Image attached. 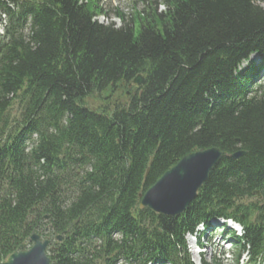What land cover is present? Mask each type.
Listing matches in <instances>:
<instances>
[{
    "label": "trees",
    "instance_id": "trees-1",
    "mask_svg": "<svg viewBox=\"0 0 264 264\" xmlns=\"http://www.w3.org/2000/svg\"><path fill=\"white\" fill-rule=\"evenodd\" d=\"M115 15L120 27L99 23L102 0H0V264L34 234L53 241L51 264H193L186 235L221 218L243 227L236 259L260 256L264 7L154 0ZM208 149L221 161L184 214L139 208Z\"/></svg>",
    "mask_w": 264,
    "mask_h": 264
},
{
    "label": "water",
    "instance_id": "water-1",
    "mask_svg": "<svg viewBox=\"0 0 264 264\" xmlns=\"http://www.w3.org/2000/svg\"><path fill=\"white\" fill-rule=\"evenodd\" d=\"M134 84H143L142 77L138 76ZM242 155L244 153L232 157L239 159ZM221 158L222 153L217 149L198 151L186 156L145 193L140 207L167 217L180 216L196 199L199 189L208 180ZM30 241L34 243L33 248L26 250L25 245L20 246L2 264H50L46 256L49 242L41 241L37 235L32 236Z\"/></svg>",
    "mask_w": 264,
    "mask_h": 264
},
{
    "label": "rangeland",
    "instance_id": "rangeland-1",
    "mask_svg": "<svg viewBox=\"0 0 264 264\" xmlns=\"http://www.w3.org/2000/svg\"><path fill=\"white\" fill-rule=\"evenodd\" d=\"M153 2L154 0H102V5L105 11L108 12V17H100L98 19L99 23L101 24H110L114 23L116 27H120L122 24L119 19L116 18V10L123 13L124 15L131 16L132 14L136 12H141L146 9L148 2ZM257 4L264 7V0H256ZM159 12H162L165 10V8L162 5H158ZM254 61L258 62L257 57L253 58ZM246 66V64L244 65ZM263 78V79H262ZM258 83H262L264 85V77H261ZM121 95V98L123 99L124 93L119 92ZM116 98V97H115ZM95 105H99V102L94 100ZM208 243V242H207ZM187 244L190 250V255L192 260L196 264H201L204 260L205 262L211 261L214 257V252L211 253L210 250L215 249V247H208L207 250H204V254L202 256H198L195 254L194 251V242L192 240H187Z\"/></svg>",
    "mask_w": 264,
    "mask_h": 264
},
{
    "label": "bare ground",
    "instance_id": "bare-ground-1",
    "mask_svg": "<svg viewBox=\"0 0 264 264\" xmlns=\"http://www.w3.org/2000/svg\"><path fill=\"white\" fill-rule=\"evenodd\" d=\"M263 79V78H262ZM193 242V241H192ZM194 247H195V245H194Z\"/></svg>",
    "mask_w": 264,
    "mask_h": 264
}]
</instances>
